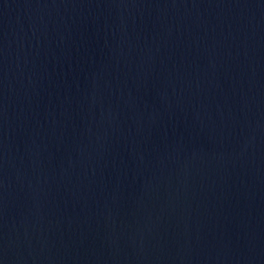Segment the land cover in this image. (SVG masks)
Returning <instances> with one entry per match:
<instances>
[{
	"label": "water",
	"instance_id": "1",
	"mask_svg": "<svg viewBox=\"0 0 264 264\" xmlns=\"http://www.w3.org/2000/svg\"><path fill=\"white\" fill-rule=\"evenodd\" d=\"M0 264H264V0H0Z\"/></svg>",
	"mask_w": 264,
	"mask_h": 264
}]
</instances>
